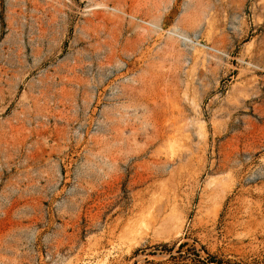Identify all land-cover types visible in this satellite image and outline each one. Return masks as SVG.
Segmentation results:
<instances>
[{
    "label": "rangeland",
    "instance_id": "rangeland-1",
    "mask_svg": "<svg viewBox=\"0 0 264 264\" xmlns=\"http://www.w3.org/2000/svg\"><path fill=\"white\" fill-rule=\"evenodd\" d=\"M0 264H264V0H0Z\"/></svg>",
    "mask_w": 264,
    "mask_h": 264
}]
</instances>
